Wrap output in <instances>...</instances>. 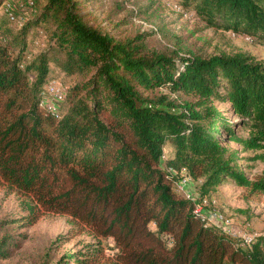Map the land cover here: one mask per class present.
<instances>
[{
	"label": "trees",
	"instance_id": "1",
	"mask_svg": "<svg viewBox=\"0 0 264 264\" xmlns=\"http://www.w3.org/2000/svg\"><path fill=\"white\" fill-rule=\"evenodd\" d=\"M29 1L33 22L47 30L36 31L46 38L41 50L35 38L26 46L24 11L11 9L24 18L17 25L6 9L14 0H0L20 30L0 25L4 195L17 198L29 222L66 214L98 244L111 240L110 264H264V233L242 245L198 218L160 159L168 144L165 164L200 179L201 196L227 181L264 193V175L249 179L239 163L246 150L264 162V62L243 52L204 57L148 48L144 31H103L84 7L92 0ZM176 2L210 25L264 43V0ZM51 62L77 75L57 113L41 103L44 86L57 78L49 76ZM8 237L0 235V257L9 254ZM100 250L93 244L86 254Z\"/></svg>",
	"mask_w": 264,
	"mask_h": 264
},
{
	"label": "rangeland",
	"instance_id": "2",
	"mask_svg": "<svg viewBox=\"0 0 264 264\" xmlns=\"http://www.w3.org/2000/svg\"><path fill=\"white\" fill-rule=\"evenodd\" d=\"M162 1L92 0L85 3L84 7L95 16L94 22L103 31L116 36L134 35L144 31V43L148 48L159 51H172L176 48L180 54L192 53L204 57L220 52L227 54L243 52L264 62V43L258 39H246L239 33L231 35L230 29L206 23L190 8L187 9L186 15H183ZM132 7L136 8V13ZM24 14L28 21L25 28L26 46L32 47L31 42L35 38V49H43L46 38L36 31L41 27L46 30L45 25L37 20L33 22L34 14L32 15L28 8L24 10ZM0 25H4L13 33L20 31L6 20L1 5ZM49 76H56L68 86L77 79V75L62 72L52 62L49 66ZM60 105L61 103L59 107ZM216 105L222 109L224 115H229L225 102L218 101ZM236 129L242 135H246V132L240 131L237 125ZM229 145L239 147L235 142H229ZM168 147H170L168 144L165 145L163 150L170 157L172 151ZM254 154L253 150L239 154L249 157L239 160L242 170L249 179H257L264 175V162L251 159ZM200 182V179H193L192 190L198 197ZM178 192L182 195L180 191ZM201 197L207 200L214 198L216 203H209L203 207L221 212L233 227L238 228V231L253 236L264 233V193H253L246 187L227 181ZM26 213V210L21 209L15 196L4 195L0 189V222H3L0 235L9 234V254L0 257V264H79L67 256L68 252H75V258L87 261V264H110L108 257L115 251L111 240L102 238L98 244L92 235L80 229L75 220L66 214L45 212L29 222ZM93 244L98 245L101 250L94 255H87L86 253H92L86 251H90Z\"/></svg>",
	"mask_w": 264,
	"mask_h": 264
},
{
	"label": "built area",
	"instance_id": "3",
	"mask_svg": "<svg viewBox=\"0 0 264 264\" xmlns=\"http://www.w3.org/2000/svg\"><path fill=\"white\" fill-rule=\"evenodd\" d=\"M164 1V2H163ZM163 3H167L171 9L175 11L181 12L183 15H186L185 9L181 8L179 3L176 2V0H163ZM31 4V1H23V0H14V2L6 3V9L8 10V14L11 20H14V22L17 25H21L24 21V18L22 16H16L11 9H14L16 6L24 11L27 9V6ZM15 6V7H14ZM231 35H236L234 32H230ZM241 34V33H239ZM242 36H245L246 39H250L249 36L246 34H241ZM66 92V85L58 78L50 79L47 84L44 86V92L42 96L41 103L44 104L47 109L50 111L57 113L58 111V104L60 101L64 99ZM169 158V154L166 153V151L163 150L160 159L163 163L165 170L167 171V175L170 177L176 176V178H173V184L176 187L178 191H180L184 198L194 202V212L197 215L198 218L205 221L206 223L215 224L218 227L222 228L224 231L229 233L232 236L238 237L240 239V243L242 245H250L252 238L254 237L250 233L240 232L238 231L237 227H233L232 223L229 221V219L225 218V216L221 212H217L216 210L208 209L203 206H207L209 203L214 204L216 203V200L214 198H209V200L202 198L200 195L199 197L196 196L197 194L192 190L193 184V178L184 172V170H181L179 173L178 171L172 168L171 166H167L165 164L166 160Z\"/></svg>",
	"mask_w": 264,
	"mask_h": 264
},
{
	"label": "crops",
	"instance_id": "4",
	"mask_svg": "<svg viewBox=\"0 0 264 264\" xmlns=\"http://www.w3.org/2000/svg\"><path fill=\"white\" fill-rule=\"evenodd\" d=\"M169 149H171L170 147H168Z\"/></svg>",
	"mask_w": 264,
	"mask_h": 264
}]
</instances>
